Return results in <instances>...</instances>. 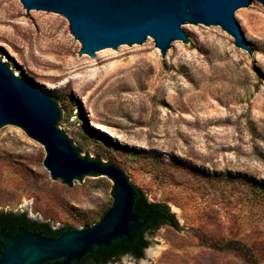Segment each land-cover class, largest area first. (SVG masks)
<instances>
[{
  "label": "rangeland",
  "instance_id": "374dc122",
  "mask_svg": "<svg viewBox=\"0 0 264 264\" xmlns=\"http://www.w3.org/2000/svg\"><path fill=\"white\" fill-rule=\"evenodd\" d=\"M264 47V4L241 14ZM199 44L168 58L156 42L94 63L67 18L0 0V42L66 102L62 131L88 160L119 167L149 201L169 206L142 259L117 264H264V49L256 58L222 28L188 27ZM24 130L0 134V213L53 230L86 229L114 206L103 176L76 189L47 171Z\"/></svg>",
  "mask_w": 264,
  "mask_h": 264
},
{
  "label": "water",
  "instance_id": "95a60500",
  "mask_svg": "<svg viewBox=\"0 0 264 264\" xmlns=\"http://www.w3.org/2000/svg\"><path fill=\"white\" fill-rule=\"evenodd\" d=\"M36 23L38 13L67 18L85 56L94 63L138 51L156 42L169 60L182 44L216 57L188 27L222 28L247 55L264 47L249 37L241 14H252L264 0H20ZM66 102L11 49L0 42V134L24 130L47 151L45 167L59 183L76 189L101 176L114 182L115 203L91 228L71 230L58 238L25 232L2 234L6 246L0 264H71L95 246L131 237L138 223L133 212L138 188L119 168L83 158L62 131ZM139 189V188H138ZM61 261V262H57Z\"/></svg>",
  "mask_w": 264,
  "mask_h": 264
},
{
  "label": "trees",
  "instance_id": "16d2710c",
  "mask_svg": "<svg viewBox=\"0 0 264 264\" xmlns=\"http://www.w3.org/2000/svg\"><path fill=\"white\" fill-rule=\"evenodd\" d=\"M254 187L257 192L264 193V184L258 182ZM134 188L136 198L133 212L138 217L134 235L113 240L109 246H95L81 261H73L71 264H117L126 256L142 259L155 234L162 227H178L177 217L168 205L151 202L140 189ZM71 230L75 229L53 230L49 224L37 223L27 219L24 215L0 213V258L6 246L2 234L17 238L29 231L49 238H58ZM54 263L56 262L44 264Z\"/></svg>",
  "mask_w": 264,
  "mask_h": 264
}]
</instances>
